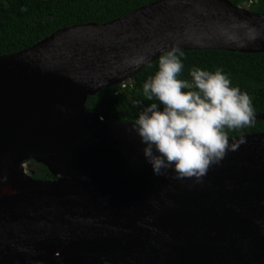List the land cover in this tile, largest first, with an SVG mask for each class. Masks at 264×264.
Listing matches in <instances>:
<instances>
[{"label": "water", "instance_id": "obj_1", "mask_svg": "<svg viewBox=\"0 0 264 264\" xmlns=\"http://www.w3.org/2000/svg\"><path fill=\"white\" fill-rule=\"evenodd\" d=\"M172 47L264 53V14L160 0L0 56V173L25 190L0 198V264H264V133L197 183L155 176L133 123L87 110Z\"/></svg>", "mask_w": 264, "mask_h": 264}, {"label": "clouds", "instance_id": "obj_2", "mask_svg": "<svg viewBox=\"0 0 264 264\" xmlns=\"http://www.w3.org/2000/svg\"><path fill=\"white\" fill-rule=\"evenodd\" d=\"M183 57L179 47L159 56L158 70L143 84L147 100L158 103L136 106L132 130L155 176L171 171L178 179L200 183L212 165L236 149L228 131L251 126L256 114L248 92L234 86L220 67L209 71L193 66L191 80L180 79Z\"/></svg>", "mask_w": 264, "mask_h": 264}, {"label": "trees", "instance_id": "obj_3", "mask_svg": "<svg viewBox=\"0 0 264 264\" xmlns=\"http://www.w3.org/2000/svg\"><path fill=\"white\" fill-rule=\"evenodd\" d=\"M160 0H0V56L18 53L48 38L59 30L96 23L112 22L139 8ZM237 7L264 14V0H229ZM180 79L191 80L193 66L215 71L217 67L232 84L248 92L255 114H264V53L244 54L217 50L183 51ZM158 70V59L143 69L125 89L121 85L104 88L87 101V110L106 120L134 123L137 105H147L144 82ZM264 133V121L243 129L228 131L229 139ZM28 169L37 180L55 181L42 164L31 160Z\"/></svg>", "mask_w": 264, "mask_h": 264}, {"label": "bare ground", "instance_id": "obj_4", "mask_svg": "<svg viewBox=\"0 0 264 264\" xmlns=\"http://www.w3.org/2000/svg\"><path fill=\"white\" fill-rule=\"evenodd\" d=\"M23 193L25 190L18 181L13 180L10 175L0 173V198H12Z\"/></svg>", "mask_w": 264, "mask_h": 264}, {"label": "rangeland", "instance_id": "obj_5", "mask_svg": "<svg viewBox=\"0 0 264 264\" xmlns=\"http://www.w3.org/2000/svg\"><path fill=\"white\" fill-rule=\"evenodd\" d=\"M258 121H264V114H261V115H256V118H255V122H258ZM24 169H25V172L28 174V175H31L32 173L30 172V170L28 169V163H25L24 165Z\"/></svg>", "mask_w": 264, "mask_h": 264}, {"label": "built area", "instance_id": "obj_6", "mask_svg": "<svg viewBox=\"0 0 264 264\" xmlns=\"http://www.w3.org/2000/svg\"><path fill=\"white\" fill-rule=\"evenodd\" d=\"M120 85H121V88H122V89H125V88L128 86L127 81L121 83Z\"/></svg>", "mask_w": 264, "mask_h": 264}]
</instances>
